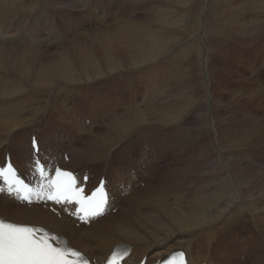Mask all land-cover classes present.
<instances>
[{
    "label": "bare ground",
    "instance_id": "bare-ground-1",
    "mask_svg": "<svg viewBox=\"0 0 264 264\" xmlns=\"http://www.w3.org/2000/svg\"><path fill=\"white\" fill-rule=\"evenodd\" d=\"M109 1L0 0V162L10 152L20 163L36 133L48 150L69 146L68 167L124 178L143 168L145 186L89 228L3 197L0 215L46 225L88 253L124 241L153 260L183 248L191 264H264V166L253 155L264 147V114L250 111L242 119L237 108L242 98L248 109L264 108V48L251 36L264 25V0ZM43 2L54 7L45 8L52 16L40 9ZM95 9L105 19L93 26ZM109 11L113 17L106 18ZM252 39L255 56L245 63ZM142 84L154 86L153 95L138 101ZM78 107H90V125L77 120ZM251 116L263 124L253 125L259 121ZM184 123L189 153L155 172L160 158L151 154L150 132L182 133ZM137 137L146 141L132 158L128 145ZM116 154L122 164L112 169ZM185 189H195L193 196ZM247 228L242 254L254 257L244 262L238 237Z\"/></svg>",
    "mask_w": 264,
    "mask_h": 264
},
{
    "label": "snow or ice",
    "instance_id": "snow-or-ice-1",
    "mask_svg": "<svg viewBox=\"0 0 264 264\" xmlns=\"http://www.w3.org/2000/svg\"><path fill=\"white\" fill-rule=\"evenodd\" d=\"M33 151H38L35 138L32 140ZM35 171L39 175L40 182L36 188L30 187L19 179L16 169L11 163L0 165V179L5 187H0V192L7 190L9 194H15L19 199L32 202L33 197L38 201H52L54 203H75L79 205L77 212L83 213L80 219L96 217L103 214L107 204V195L101 186L91 195L85 194L82 187L78 186L76 176L59 167L49 173L46 164L39 159L34 161ZM59 237L52 235L43 228L35 226L8 223L0 219V264H89L88 259L71 247H59ZM122 257L113 252L107 260V264H118ZM185 264L184 253L173 254L168 264Z\"/></svg>",
    "mask_w": 264,
    "mask_h": 264
},
{
    "label": "rangeland",
    "instance_id": "rangeland-1",
    "mask_svg": "<svg viewBox=\"0 0 264 264\" xmlns=\"http://www.w3.org/2000/svg\"><path fill=\"white\" fill-rule=\"evenodd\" d=\"M112 1V0H111ZM111 1H109L110 3H113V2H111ZM107 3L106 5H108V4H110V3ZM139 4L140 3H138L137 4V6H139ZM96 5H98V4H96ZM105 5V6H106ZM114 5V4H113ZM46 6H51V5H49V4H47V3H41L40 4V9H42V11H43V13H44V11L45 12H47L48 13V15L50 14V12L48 11V8L47 9H45L46 8ZM88 6H89V4L86 6L87 8H88ZM140 6H141V4H140ZM51 8H52V10H53V12H54V7H52L51 6ZM99 9H95V11H96V13H97V18L95 19V20H90L89 22L92 24V22H94L92 25L94 26L95 25V23H96V25H99L100 23H101V20L102 19H105L104 17H102V12H103V10L101 11V13L98 11ZM111 11L113 10V7H112V9H110ZM94 11V12H95ZM111 11H109V13H108V15L106 16V18H108V16H111L110 15V13H111ZM86 12V14L89 16V15H91L90 13H89V10L88 11H85ZM95 13V14H96ZM72 14H75V10H73L72 11ZM105 12H104V16H105ZM51 15V14H50ZM50 15H49V17H50ZM52 16V15H51ZM58 17V16H57ZM111 17H113V15L111 16ZM31 19H33V17L31 16L30 17ZM57 19V18H56ZM22 20V15H21V12L20 11H17V13H16V20H15V22L18 24L20 21ZM98 21V22H97ZM57 24L59 25V27H63V25L61 24V21H57ZM255 25V24H254ZM254 25H252V26H250L251 27V29L253 28V26ZM14 26V25H13ZM12 26V27H13ZM262 26V29H260V30H257V31H251V36H257V38H258V40H256L255 41V45H258V46H260V45H262V47L264 48V25H261ZM11 27V28H12ZM84 27H86V29H92V27L90 26V25H87V26H84ZM89 27V28H88ZM11 28H9L10 30H12ZM43 28H44V25H43ZM9 29H7L8 31H9ZM51 30L53 31V28H52V26H51ZM254 32V33H253ZM263 32V33H262ZM252 34H254V35H252ZM185 36H183V38H184ZM247 37H248V35H247ZM246 36H245V38H247ZM260 38V39H259ZM184 40H187V38H185ZM249 43V42H248ZM252 45H251V47H249V46H247V47H249V50H250V52L248 51V50H246L245 49V60H244V62L246 61V60H248L249 58L250 59H252V57H253V59H254V56H255V54L253 53L255 50H254V48L253 47H255V45H254V41H253V39H252ZM254 45V46H253ZM252 48V49H251ZM254 50V51H253ZM262 50V49H261ZM247 51H248V53H247ZM253 54H252V53ZM247 54V55H246ZM248 54H249V56H248ZM252 54V55H251ZM251 56V57H250ZM262 56V55H261ZM247 57H248V59H247ZM260 60H262V59H260ZM246 63V62H245ZM247 72V71H246ZM259 72H261V73H259V75H260V79L261 80H263V81H261L262 82V86H263V88H264V65H259ZM258 75V76H259ZM247 76H249V74L247 75ZM257 76V75H256ZM140 80V79H139ZM140 86H142V87H140V90H139V95H138V101H143V99L144 100H147V99H149L150 97H151V95H153V94H151V92H152V90L154 89V86L153 87H147V86H145V85H140ZM143 87H145L146 88V90L143 88ZM142 88V89H141ZM151 88H153L152 90H151ZM142 90V91H141ZM148 91L150 92V94L148 93ZM142 92V93H141ZM145 92H147V93H145ZM141 93V94H140ZM148 94V95H147ZM143 95V96H142ZM145 95H146V97H145ZM230 96V95H229ZM78 99H79V97H77ZM147 98V99H146ZM78 99H76V101L78 100ZM244 98H242L241 99V101H240V103L241 104H238V107L237 106H234V107H237L238 109H239V112H240V116L242 117V119H247V118H243V114L242 113H249L250 111H251V113H258L259 115H262V114H264V108H263V106H261L262 108H263V110H262V108L261 107H259V105L257 104V103H252V108L251 107H249V109L247 108V105L248 106H251V103H248V101H247V98H245L244 100H243ZM79 100H81V99H79ZM245 101H247V102H245ZM81 103V102H80ZM244 103V104H243ZM247 103V104H246ZM243 104V106L245 107V108H247V109H244V107L242 106L241 107V109H240V107L239 106H241ZM254 104H255V106H254ZM73 105V104H72ZM205 106V105H204ZM204 106H198V107H196V108H193V109H200V107H202V108H204ZM90 108V107H89ZM82 109L81 107H78V109H74V110H77L76 111V113H75V117H79V116H81V115H84L85 113H88L89 115H91V109ZM237 108H235V109H237ZM258 108V109H257ZM121 109H123V108H121ZM231 109V108H230ZM257 109V110H256ZM111 110H113V109H111ZM202 110H204V109H202ZM202 110L200 111V113L202 112ZM247 110V111H246ZM255 110V111H254ZM98 109H94V112L96 113V115H97V113H98ZM260 111V112H259ZM245 116V115H244ZM251 118H254V119H256V120H258L259 121V123H253V125H258V124H263V121L261 120V119H259V118H257V117H254V116H251ZM186 119H188V121L189 120H192V121H195V119H194V116L191 114V113H188L187 115H186ZM249 119V118H248ZM190 123H191V121H189ZM57 123V122H56ZM248 123V122H247ZM52 124H54V122L52 123ZM245 124V123H244ZM95 126V127H94ZM247 125H245L244 127H246ZM93 127H94V130L96 129V124H93ZM101 127V126H100ZM185 128H187V129H189L190 128V124L189 123H187V125H185V123L183 124V132L182 133H178V134H174V133H172V134H164L163 132H159V131H157V130H152L151 132H150V140H151V143L154 145V148L152 149V153L151 154H155V156L154 157H156L157 158V155H158V157L160 158L159 159V165H160V167L161 168H164V167H166V166H169V163L171 162V160L173 159V160H177V159H179V158H181V156L184 154V156L187 154V153H189V148L187 147V143L191 140V135L189 134V133H187L186 135H185V132H184V129ZM102 129V128H101ZM87 138L88 137H86L85 138V140H87ZM137 138H139V140H138V143H136L135 145H133V146H131V145H128V149L130 150V156L132 157V158H137V157H139V153H140V151H141V149H142V147H143V145H144V143H145V139L142 137H137ZM165 140H167V141H165ZM183 141L186 143V144H184V145H186V146H184L183 145ZM264 146V145H263ZM263 146H261V148L263 147ZM264 148V147H263ZM262 148V150L260 149V151L259 150H256V151H254V153H253V155L255 156V157H258V159L259 160H261L260 162H262V160H263V162H262V165L264 166V149ZM177 153V154H176ZM144 156V153L143 154H141V156H140V158H142ZM124 161H125V159H123ZM120 161H122V158L120 157V156H118L117 154H116V156H115V158H114V162L116 163V162H120ZM178 168H180V167H178ZM194 190L195 189H185L184 191H181L182 193L183 192H188V195L190 196V197H192L193 196V194H194ZM230 194H232V195H230ZM228 195H230V196H232V197H235V194H234V196H233V193H231V192H229L228 193ZM169 201H172L173 200V198H174V195L173 194H168L167 195V197H166ZM236 229H238V231H240V229L239 228H236ZM246 230V231H245ZM245 231V232H244ZM244 231L242 232V236L241 237H238V240H239V242H241L242 241V237L243 236H245V233L246 232H248V228L247 229H244ZM246 235H247V233H246ZM231 236H235L234 234H232ZM235 240V239H234ZM242 249H240L239 250V253H242V251H241ZM246 254H247V252H246ZM240 254H238V256H239ZM248 255H249V258H247V257H245V254H242L240 257V259H242L244 262H246L248 259H250V258H253L254 257V255L253 254H250V253H248ZM253 255V256H252ZM244 256V258H242ZM245 258H247V260H245ZM248 262V261H247Z\"/></svg>",
    "mask_w": 264,
    "mask_h": 264
}]
</instances>
